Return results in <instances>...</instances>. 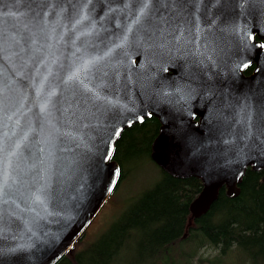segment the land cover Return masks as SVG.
<instances>
[{
	"label": "water",
	"instance_id": "1",
	"mask_svg": "<svg viewBox=\"0 0 264 264\" xmlns=\"http://www.w3.org/2000/svg\"><path fill=\"white\" fill-rule=\"evenodd\" d=\"M262 44L264 0H0V264L70 254L151 116L152 161L202 183L191 219L264 182Z\"/></svg>",
	"mask_w": 264,
	"mask_h": 264
},
{
	"label": "trees",
	"instance_id": "2",
	"mask_svg": "<svg viewBox=\"0 0 264 264\" xmlns=\"http://www.w3.org/2000/svg\"><path fill=\"white\" fill-rule=\"evenodd\" d=\"M253 68H248L245 76ZM159 129L158 119L151 116L123 131L112 157L119 167V179L105 204L115 199L114 195L129 183L143 162L160 169L151 159V146ZM158 172V179L125 199L118 216L94 240L81 236L71 253L55 264H172L170 250L179 244L189 245L192 251L187 253V264L199 248L205 247L219 252L209 264H215L217 258L224 260L233 249L241 251L249 264H264L262 171L248 168L236 197H227L221 188L208 211L194 219L189 208L202 189L201 181Z\"/></svg>",
	"mask_w": 264,
	"mask_h": 264
},
{
	"label": "rangeland",
	"instance_id": "3",
	"mask_svg": "<svg viewBox=\"0 0 264 264\" xmlns=\"http://www.w3.org/2000/svg\"><path fill=\"white\" fill-rule=\"evenodd\" d=\"M158 169L151 162H143L142 165H139L134 173L129 178V183L118 191L114 197L115 199H109L108 202L103 205L100 212L87 227L83 233V237L87 241H92L95 237L102 232L110 221L118 216L120 210L125 206L126 201L130 195H135L139 192L144 186L150 184L151 180L158 179ZM115 216V217H114ZM181 245V244H179ZM172 245L170 250V263L172 264H187V256L192 253L189 250V245L182 246ZM190 253V254H187ZM218 251L213 248H199V250L194 254L193 258L188 260L190 264H209V261L213 260L218 256ZM215 264H249L248 259L242 254L241 251L233 249L224 260L220 261L218 258Z\"/></svg>",
	"mask_w": 264,
	"mask_h": 264
},
{
	"label": "snow or ice",
	"instance_id": "4",
	"mask_svg": "<svg viewBox=\"0 0 264 264\" xmlns=\"http://www.w3.org/2000/svg\"><path fill=\"white\" fill-rule=\"evenodd\" d=\"M261 47L264 48V44H262ZM243 67L246 68V67H248V65L247 64H244Z\"/></svg>",
	"mask_w": 264,
	"mask_h": 264
},
{
	"label": "flooded vegetation",
	"instance_id": "5",
	"mask_svg": "<svg viewBox=\"0 0 264 264\" xmlns=\"http://www.w3.org/2000/svg\"><path fill=\"white\" fill-rule=\"evenodd\" d=\"M253 70H254V68H253ZM251 74H252V73H251ZM251 74H250V75H251ZM247 76H248V75H247Z\"/></svg>",
	"mask_w": 264,
	"mask_h": 264
}]
</instances>
